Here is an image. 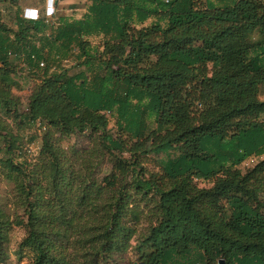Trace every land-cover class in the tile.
Masks as SVG:
<instances>
[{"label": "trees", "instance_id": "trees-1", "mask_svg": "<svg viewBox=\"0 0 264 264\" xmlns=\"http://www.w3.org/2000/svg\"><path fill=\"white\" fill-rule=\"evenodd\" d=\"M88 1L81 19L0 22V178L24 210L12 220L0 204V261L19 227L30 264H264V0ZM111 120L130 144L107 134ZM38 122L33 164L22 133ZM87 131L129 155L101 181L100 151L53 142ZM160 154L163 177L147 179L142 160ZM130 188L154 199L144 232Z\"/></svg>", "mask_w": 264, "mask_h": 264}, {"label": "rangeland", "instance_id": "rangeland-1", "mask_svg": "<svg viewBox=\"0 0 264 264\" xmlns=\"http://www.w3.org/2000/svg\"><path fill=\"white\" fill-rule=\"evenodd\" d=\"M198 3L201 1L205 2L206 0H196ZM46 2L47 0H20V7L23 6H36L40 11L41 15L46 17L45 10H46ZM213 4L216 6H220L222 4V0H212ZM82 12H79L81 14ZM17 14L23 15V11L19 8L16 9L14 5L11 4H3L0 3V22L6 24L9 28H15V22L17 21ZM22 19V18H21ZM154 19H150L146 25L151 24ZM258 39L259 37H255ZM72 60L65 63V65L70 69L72 67ZM56 68H59V65H54ZM53 66V67H54ZM45 68V67H44ZM55 68V67H54ZM43 69V68H42ZM72 71V68L70 69ZM56 71V70H55ZM73 72V71H72ZM37 84L36 79H26L23 84V91L16 92V95L21 98V111H25L27 108L28 97H29V90ZM23 92V93H22ZM262 100H264V93ZM10 127L12 130L17 132L18 123L14 124L12 121L8 120ZM149 127L152 129L154 124L152 121H149ZM46 126L42 124V127H38L37 125H31L29 128L25 129L22 133L24 137L23 146L26 148V160L29 163L33 164H40L39 157L40 152L43 147V135L46 131ZM5 134V132H4ZM107 134L110 137L116 139H122L126 141L128 144L131 143L129 135L122 129L118 127L115 120H111L108 128ZM100 136L94 134L91 135L90 131H87L83 134H76L70 137H65L61 140L60 135H55L53 142L56 144L57 147L64 149L65 151H80L84 152V156H88L89 153L93 151H100L99 154L101 155L98 161V167L96 169V177L101 181L104 177L110 175L113 160L115 157H123L128 158L129 155L124 153L123 155L119 154L118 152L110 151L109 149L105 148L102 142L99 139ZM4 140L0 137V149L4 148ZM171 155L175 156L174 152L170 153ZM167 159V155L160 154V155H150L147 158L142 160V166L145 171V176L148 179L149 177L156 176V178L163 177V170L161 168L162 162ZM254 164H243L241 169L245 171L249 167ZM127 182L131 184L132 177L129 176L127 178ZM199 187L201 188H209L211 184L204 180H199L196 182ZM130 192L133 195V201L139 205L140 209L143 211L142 221L139 224V230L144 232L147 229L150 210L154 207V199H152L151 194L148 196H144L143 194L137 195L133 188H130ZM0 204L5 212L10 216L12 220H15L17 217L23 215L24 210L21 206V202H19L18 195L15 190V185L12 182H9L5 178H0ZM25 236V230L23 228L15 227L10 235V243L8 249V257L5 260L0 261V264H30V257L29 253L26 252L23 258L18 259L16 255V251L22 239ZM137 241L133 242L135 246ZM137 256L134 252L127 255V261L136 262ZM143 264V263H138Z\"/></svg>", "mask_w": 264, "mask_h": 264}, {"label": "crops", "instance_id": "crops-1", "mask_svg": "<svg viewBox=\"0 0 264 264\" xmlns=\"http://www.w3.org/2000/svg\"><path fill=\"white\" fill-rule=\"evenodd\" d=\"M88 6H89L88 0H56V3H55V13L56 14H55V17L50 20L51 21L53 20L54 22H56L57 20L63 19V18L81 19L83 15L87 12ZM26 8L38 9L36 6H25L24 8L23 6L20 7L22 11H24V9ZM16 9L18 8L16 7ZM79 12H82V13L79 14ZM39 14L41 18H44V16L41 15L40 11H39ZM20 16L23 17V15H20ZM30 91L31 90H29L28 92ZM263 93H264V85L261 87V99L263 97ZM256 161L257 159L251 158L246 161L245 165L254 164Z\"/></svg>", "mask_w": 264, "mask_h": 264}, {"label": "built area", "instance_id": "built-area-1", "mask_svg": "<svg viewBox=\"0 0 264 264\" xmlns=\"http://www.w3.org/2000/svg\"><path fill=\"white\" fill-rule=\"evenodd\" d=\"M55 3L56 0H47L46 2V10H45V15L47 18H52L55 15ZM39 10L38 9H30L26 8L23 11V18L26 20H39L40 18ZM41 67H44V63H40ZM31 94V91L29 92ZM38 127H42V123L38 122L37 123Z\"/></svg>", "mask_w": 264, "mask_h": 264}, {"label": "water", "instance_id": "water-1", "mask_svg": "<svg viewBox=\"0 0 264 264\" xmlns=\"http://www.w3.org/2000/svg\"><path fill=\"white\" fill-rule=\"evenodd\" d=\"M219 264H225V261L224 260H221Z\"/></svg>", "mask_w": 264, "mask_h": 264}]
</instances>
